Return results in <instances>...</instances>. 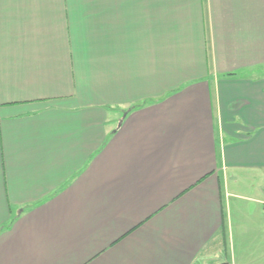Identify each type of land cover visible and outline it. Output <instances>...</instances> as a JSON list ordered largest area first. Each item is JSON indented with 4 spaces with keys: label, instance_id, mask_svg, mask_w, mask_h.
Masks as SVG:
<instances>
[{
    "label": "crops",
    "instance_id": "0c3cea01",
    "mask_svg": "<svg viewBox=\"0 0 264 264\" xmlns=\"http://www.w3.org/2000/svg\"><path fill=\"white\" fill-rule=\"evenodd\" d=\"M235 240L264 264V0H0V264Z\"/></svg>",
    "mask_w": 264,
    "mask_h": 264
},
{
    "label": "rangeland",
    "instance_id": "374dc122",
    "mask_svg": "<svg viewBox=\"0 0 264 264\" xmlns=\"http://www.w3.org/2000/svg\"><path fill=\"white\" fill-rule=\"evenodd\" d=\"M248 249H249V259L254 258V255H252V253L255 250V246H254L252 241H251ZM244 250H245V247H242L240 244L238 245V241L235 240L233 243V251L232 252L234 255V259H233L232 264H242L241 256H242V253ZM253 264H257V263L253 262Z\"/></svg>",
    "mask_w": 264,
    "mask_h": 264
}]
</instances>
